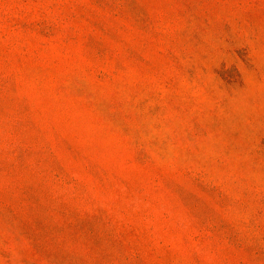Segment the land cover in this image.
<instances>
[{"label":"rangeland","instance_id":"374dc122","mask_svg":"<svg viewBox=\"0 0 264 264\" xmlns=\"http://www.w3.org/2000/svg\"><path fill=\"white\" fill-rule=\"evenodd\" d=\"M0 264H264V0H0Z\"/></svg>","mask_w":264,"mask_h":264}]
</instances>
